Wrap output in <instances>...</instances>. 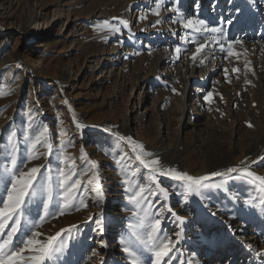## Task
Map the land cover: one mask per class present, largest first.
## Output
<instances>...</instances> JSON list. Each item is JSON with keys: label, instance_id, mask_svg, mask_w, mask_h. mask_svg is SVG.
<instances>
[{"label": "rangeland", "instance_id": "rangeland-1", "mask_svg": "<svg viewBox=\"0 0 264 264\" xmlns=\"http://www.w3.org/2000/svg\"><path fill=\"white\" fill-rule=\"evenodd\" d=\"M157 3L161 0H0V91L7 93L0 95V164L9 163L5 148L10 150L8 137L15 132L20 166L43 165L41 173L52 176L55 218L49 216L39 231L70 230L63 234L68 247L53 264H130L120 238L143 212L128 196L137 184L157 189L132 145L119 137H132L152 153L148 159L159 158L161 166L192 176L225 171L241 161L264 176L259 159L264 157V0H162L158 16ZM188 18L222 27L225 49L242 39L233 45L239 55L226 59L227 51L209 43L193 60V39L203 40L183 27L180 21ZM105 22L119 31L100 27ZM76 122L85 127L77 129ZM45 125L56 149L66 131L63 138L72 144L63 151L74 158L77 172L90 176L87 161L95 162L103 204H93L95 193L82 192L87 208L63 216L56 212L57 167H64L58 153L26 159L25 137ZM157 180L169 194L149 197L150 219L161 220V237L175 241L182 231L161 264H264V192L258 184L237 174L214 177L209 183L222 187L185 198L181 182ZM101 212L103 233L94 231ZM41 214L38 200L30 218ZM154 259L145 249L142 264Z\"/></svg>", "mask_w": 264, "mask_h": 264}, {"label": "snow or ice", "instance_id": "snow-or-ice-1", "mask_svg": "<svg viewBox=\"0 0 264 264\" xmlns=\"http://www.w3.org/2000/svg\"><path fill=\"white\" fill-rule=\"evenodd\" d=\"M161 3L156 4L155 15H159ZM185 29H190L192 32L199 34L203 43L193 39V43L196 44V51L192 55V59L195 60L197 55L201 54L209 43L218 45L221 51H227V57L238 56L239 53L233 51L234 44H242V39H235L227 44L223 43L226 33L222 27H210L204 19L188 18L180 21ZM127 25L126 21H121ZM160 23L159 20L156 21ZM176 23V21H173ZM229 25L233 24V21L229 19L227 21ZM100 27H111L112 31H119V28L105 24ZM211 34V35H205ZM187 39V37H184ZM180 48L176 49L179 53ZM203 63V61H201ZM227 76V69L224 70ZM238 71V69H233ZM175 92V89H173ZM0 91V95H6ZM208 93L205 96V100H208L211 96ZM67 103V101H65ZM29 127L35 122L34 117L29 110ZM251 127L252 125L249 124ZM85 125L76 122V128L82 129ZM49 128L45 125L39 131L33 129V135L26 136L25 141L27 144V156L26 159L31 161L39 159L41 156L48 157L51 155H57V159L63 163L64 167H57L58 176L56 178V188L59 189L57 195L59 199L55 201L56 212L63 216L69 210L80 211L82 208H87L88 204L81 195L82 192H93V204L100 206L104 202V194L101 185V177L96 170L97 165L95 162L88 160L89 172L76 171L75 160L69 154L63 151L67 145L72 144L71 139L65 140L66 131L61 132L60 148H54L52 138L49 135ZM16 133L13 132L8 137L9 148H5V159L10 160L8 164H0V264H53L54 261L59 259L65 253L68 247V239L64 237V233H68L69 229H61L54 235H46L39 231L49 216L55 218V213L50 209L54 205L53 196V178L51 175H45L41 173V166L25 168L21 167L17 158V146H16ZM120 140H127L132 145V151L135 153V159L148 169L151 173L149 179L153 181L157 191H152L151 188L137 184L136 190L128 196V201L136 208H139L143 212V216L137 221L136 224H129V232L122 235L120 238V244L123 246L122 251L126 254L130 264H142L141 256L144 254V250L147 249L153 252L155 259L151 264H161L165 257H168L172 252L175 244L182 238V231L176 232V240L173 241L168 236L161 237V220L158 218H151L152 214L149 209L152 207V201L149 197L162 195L164 199L168 197V189L160 185L157 180V176L168 177L174 181L181 182L184 187L185 198L188 196L196 195L200 196L204 190L212 188H220V184L209 183L214 177H231L232 174H237L241 179H245L247 182L259 186L260 190L264 192V176L257 175L250 170L251 165L241 161L240 165L227 168L225 171H214L207 175L192 176L187 172L178 171L175 168H168L161 166L159 158H152V153L147 152L143 145L133 142L132 137H119ZM46 149L41 152L40 148ZM81 159H86V154L81 149ZM121 159H124L122 156ZM259 159H264L261 157ZM258 161H252V164H256ZM51 169H49V172ZM139 172L137 169L133 172L136 175ZM88 176L86 181L83 177ZM75 177V179H73ZM122 183L129 184L126 179ZM125 192L129 191L126 187ZM147 193V195H145ZM42 203V214L39 215V219L30 218L32 205L37 201ZM249 203V202H246ZM147 204V207L144 205ZM165 207H167L165 205ZM168 211L171 212L169 208ZM136 215V213H134ZM212 216L216 215V212H211ZM180 224L184 223L183 217H177ZM88 221H93V216L89 215ZM86 221V222H88ZM94 223L96 229L100 233L104 231V216L101 212L95 219ZM72 227H76L73 225ZM230 227V226H229ZM143 229V231H141ZM43 237V239L41 238ZM101 247L107 245L103 240L100 242ZM249 249L252 245H247ZM261 253H257L260 255ZM93 256H97L98 253L93 251ZM191 264V262H190ZM198 264V262H197Z\"/></svg>", "mask_w": 264, "mask_h": 264}, {"label": "bare ground", "instance_id": "bare-ground-1", "mask_svg": "<svg viewBox=\"0 0 264 264\" xmlns=\"http://www.w3.org/2000/svg\"><path fill=\"white\" fill-rule=\"evenodd\" d=\"M235 12H238V11H235ZM247 34H250V32H246ZM247 34H244V35H246L247 36ZM209 46H212V48L214 47V44H212V43H210V45ZM215 49V48H214Z\"/></svg>", "mask_w": 264, "mask_h": 264}]
</instances>
